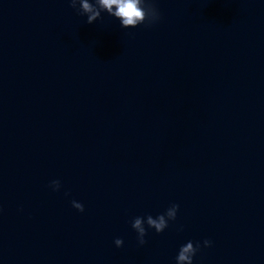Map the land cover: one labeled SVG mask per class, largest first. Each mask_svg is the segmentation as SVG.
Returning <instances> with one entry per match:
<instances>
[{"label":"water","instance_id":"1","mask_svg":"<svg viewBox=\"0 0 264 264\" xmlns=\"http://www.w3.org/2000/svg\"><path fill=\"white\" fill-rule=\"evenodd\" d=\"M154 2L0 0V264H264V0Z\"/></svg>","mask_w":264,"mask_h":264},{"label":"clouds","instance_id":"2","mask_svg":"<svg viewBox=\"0 0 264 264\" xmlns=\"http://www.w3.org/2000/svg\"><path fill=\"white\" fill-rule=\"evenodd\" d=\"M70 7L74 9L78 15L86 16L88 24H94L98 20H102V13H107L120 21L125 29H134L140 25L152 26L161 19L159 9L156 7L154 0H68ZM50 188L59 191L61 188L60 181H53ZM72 205L80 212H84L83 204L73 200ZM179 205H171L165 213L158 217L148 215L146 217L147 228L145 227V218L136 217L132 222V227L138 234V243L143 246L147 243L145 237L148 234L147 229H154L158 234L163 233L169 227V221H176ZM118 248L124 246V241L117 238L114 241ZM210 240L204 241V247H211ZM200 250V245H194L191 241L181 246L176 257V264H194V257Z\"/></svg>","mask_w":264,"mask_h":264}]
</instances>
